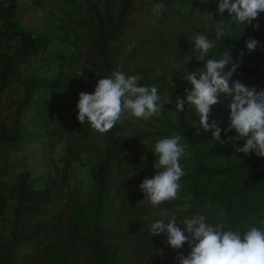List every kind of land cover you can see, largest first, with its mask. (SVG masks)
<instances>
[{
  "label": "trees",
  "instance_id": "obj_1",
  "mask_svg": "<svg viewBox=\"0 0 264 264\" xmlns=\"http://www.w3.org/2000/svg\"><path fill=\"white\" fill-rule=\"evenodd\" d=\"M135 2L116 0L115 5L101 8L91 0H70L66 14L73 17V22L71 34L66 36L75 51L70 58L61 55L59 59L72 74L53 81L33 78L25 88L23 103H13L17 105L14 123L9 126L0 122V264H163L161 255L168 247L162 244L161 235L152 237L149 231L151 223L163 218L162 212L177 219L202 215L211 225L224 224L226 229L240 230L241 236L252 226L264 229L261 224L264 158L254 153L248 156L235 153L229 143H215L202 130L194 107L186 106L181 113L176 111L192 123L191 127L177 131L186 146V155L179 161L185 175L179 181L177 199L159 206L149 201L141 205L137 196L127 191L126 181L131 176L139 188L145 178L156 174V158L150 160L149 156L125 152L128 146L125 123L118 121L113 129L101 134L87 121L80 124L77 120L79 94L93 93L99 78H110L120 70L122 53L118 45ZM155 2L165 5L162 12L167 17L174 16L185 4L184 0ZM219 2L207 0L201 4L210 14L208 39L214 43L207 58L218 59L225 48L232 49L235 62L243 52L232 79L264 90V13L252 22L260 25L259 30H254L252 25L244 28L235 24L223 39L217 40L213 24L229 19L227 12L222 15L216 12ZM17 8V0H0V101L22 65L46 53L51 42L48 32L36 38L24 30L15 20ZM249 38L259 42L251 53L245 44ZM185 46L190 50L189 64L203 67L204 62L197 61L199 51L194 50V40ZM136 74L140 75L139 86H153L156 82L149 73ZM168 86L174 101L176 96L186 99L185 89L190 91L192 87L181 77L173 79ZM36 93L45 99L43 103L34 99ZM229 103L230 99L221 97V102L212 108L209 122L215 120L221 129L227 128ZM29 106L41 107L50 116L48 148L66 144V155L62 158L65 167L58 168L39 191L30 188L29 172L21 173L14 184L5 180L23 139L21 121ZM153 135L169 138L173 132L158 131ZM234 135V131L228 133ZM89 139L97 143L98 160L90 169L91 196L83 201L80 195L71 192L69 174L72 162L80 158L75 141L84 143ZM221 139L227 140L223 131ZM235 147H243V141ZM7 193L17 200L8 229L2 224L8 220L11 208ZM183 249L186 255L190 251L187 244Z\"/></svg>",
  "mask_w": 264,
  "mask_h": 264
},
{
  "label": "clouds",
  "instance_id": "obj_2",
  "mask_svg": "<svg viewBox=\"0 0 264 264\" xmlns=\"http://www.w3.org/2000/svg\"><path fill=\"white\" fill-rule=\"evenodd\" d=\"M164 8L163 3H157L153 11L159 15ZM216 12L229 14V19L213 24L216 39L221 40L235 24L244 28L252 25L254 30H259L260 25L252 22L264 13V0H220ZM193 40L194 50L200 53L197 61L204 62L203 67L184 73L183 80L192 87L190 91L185 89L186 99L176 96L173 104L175 110L181 113L186 106L194 107L202 130L210 134L215 143H229L234 146L235 153L245 156L254 153L264 158V90L232 79L244 53L241 52L234 62L232 49L224 48L218 59H209L207 57L214 43L203 33L195 34ZM245 44L249 53L259 46V42L253 38L247 39ZM138 80L139 76L126 77L120 71L113 72L110 78H99L93 93L79 94L77 120L80 124L87 121L94 130L103 134L129 116L144 121L160 116L164 108L159 103L157 87L139 86ZM221 97L230 99L229 124L225 129H221L215 120L209 122L212 108L221 102ZM171 103L168 98L167 104ZM222 131L227 137L226 141L221 139ZM232 131L235 135L228 136ZM182 140V135L174 132L171 137L155 143L156 174L145 178L139 185L145 197L143 200L153 206L177 199L181 187L179 181L185 175L179 163L181 157L186 155ZM240 141H243V147H235ZM161 215L163 218L150 224V234L152 237L164 234L166 245L174 250L188 245L190 251L187 255L179 253L174 258L179 264H264L262 228L252 226L241 236L240 230L226 229L224 224L211 225L202 215L182 219L175 216L169 218L166 212Z\"/></svg>",
  "mask_w": 264,
  "mask_h": 264
},
{
  "label": "rangeland",
  "instance_id": "obj_3",
  "mask_svg": "<svg viewBox=\"0 0 264 264\" xmlns=\"http://www.w3.org/2000/svg\"><path fill=\"white\" fill-rule=\"evenodd\" d=\"M101 8L111 7L116 0H91ZM185 4L178 8V13L167 17L164 12L156 15L153 6L155 0H136L133 12L128 18V26L124 36L118 45L119 67L126 77L139 76L136 73L146 72L155 79V86L160 96L159 103L164 110L160 116H154L147 121L129 116L122 119L127 127L125 137L128 146L127 154L142 155L153 159L155 143L163 139L154 136L158 131L177 132L192 123L176 110L169 84L176 77L183 79L184 73L194 71L197 68L191 66L190 50L186 42L192 41L197 33H203L209 38L208 24L210 16L208 11L201 5L207 0H184ZM18 8L15 20L27 32L39 38L44 32L51 35V42L46 53L38 54L23 64L19 74L13 79L0 101V122L12 125L16 118V104L23 103L26 93L25 88L33 78L53 81L62 78L66 74L71 75L67 67L59 57L70 58L75 49L67 39L71 34L73 17L68 16L66 11L70 9V0H17ZM200 56V53H198ZM161 78H165L166 81ZM171 95V96H170ZM170 96V97H169ZM168 98L172 101L167 104ZM34 99L43 103L44 98L36 93ZM165 104V105H164ZM50 116L43 112L41 107L29 106L23 114L21 121L22 142L11 161V170L5 180L14 184L18 176L23 172L30 174V188L43 190L48 180L55 176L56 170L65 167L62 158L66 155V144L58 145L55 149L47 146L48 133L51 129ZM79 159L72 162L70 167V190L76 196L80 195L83 201L91 196L93 180L90 169L95 163L97 153L95 140L76 142ZM127 191L137 196L138 202L143 200L142 192L136 185L135 178L127 179ZM9 196L10 209L8 220L2 224L8 229L12 218V211L17 205V200ZM141 205L148 203L147 200L139 202ZM182 227V226H181ZM168 249V248H167ZM186 255L183 248L179 250L168 249L161 255L163 264H178L174 258L179 254Z\"/></svg>",
  "mask_w": 264,
  "mask_h": 264
},
{
  "label": "built area",
  "instance_id": "obj_4",
  "mask_svg": "<svg viewBox=\"0 0 264 264\" xmlns=\"http://www.w3.org/2000/svg\"><path fill=\"white\" fill-rule=\"evenodd\" d=\"M161 242L164 246L168 247V249H171L170 246L166 245V236L164 234H161Z\"/></svg>",
  "mask_w": 264,
  "mask_h": 264
}]
</instances>
